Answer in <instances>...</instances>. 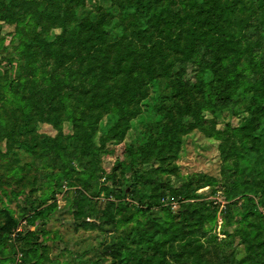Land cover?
<instances>
[{"label":"trees","instance_id":"trees-1","mask_svg":"<svg viewBox=\"0 0 264 264\" xmlns=\"http://www.w3.org/2000/svg\"><path fill=\"white\" fill-rule=\"evenodd\" d=\"M110 1V17L92 20L76 16L85 0H0V23L14 27L9 43L18 64L17 76L0 86V160L30 156L33 166L58 167L54 179L64 175L67 181L72 156L87 164L78 179L88 183L108 153L106 142H123L154 91L149 111L157 118L141 130L142 142L126 148L119 165L137 167L154 156L156 172L178 176L185 136L198 130L219 141L220 156L230 161L224 192L242 199L235 209L246 259L234 264H264V0ZM220 108L240 118L239 125L219 129L204 115ZM108 113L113 121L100 134ZM64 123L71 125L69 135ZM38 124L56 133H40ZM169 191L178 215L168 210L163 221L137 233L132 225L134 237L120 238L122 264H205L198 238L214 216L203 202H184L192 198L181 189ZM0 194L8 200L17 195L2 186L1 176ZM161 197L163 191L133 216L148 213ZM48 210L33 209L26 223L33 225ZM76 214L86 215L82 208ZM18 225L7 210L0 246ZM29 235L15 264H51L44 246L30 243L34 233Z\"/></svg>","mask_w":264,"mask_h":264},{"label":"rangeland","instance_id":"rangeland-1","mask_svg":"<svg viewBox=\"0 0 264 264\" xmlns=\"http://www.w3.org/2000/svg\"><path fill=\"white\" fill-rule=\"evenodd\" d=\"M75 13L78 18L96 20L104 16L107 19L113 13V7L110 0H85L84 5L75 9ZM13 29L12 25L0 23V40L7 38L0 45V86L16 77L18 72L17 57L9 43ZM58 32L59 29H52L49 39ZM205 78L210 80V74H206ZM155 98L156 92L153 91L144 101V111L132 122V128L123 142H106L108 153L98 159L97 175L83 185L78 173L88 166L72 156V169L67 181L64 175L59 180L54 179L58 167L33 166L30 156L1 158L2 186L17 195H11L13 198L8 200L0 194V220L9 210L19 225L0 246V264H15L21 258L19 246L26 244L25 240H28L31 232L34 236L30 238V243L44 246L47 262L51 264H122L118 250L120 238L127 234L134 237V230H130L132 225L136 227L137 233L150 230L155 222L163 221L164 212L168 210L178 215L179 204L170 196L169 189H181L192 198L184 202L205 203L214 216L211 223L206 222L203 236L198 238V251L205 264H234L246 259L244 245L237 237L240 226L235 209L241 206L242 199H228L224 192L227 171L223 172L230 161L220 156L217 148L219 141L206 137L198 130L185 136L176 161L180 172L178 176L167 177L156 172L154 168L158 164L154 156L143 162L139 160L140 165L137 167L124 168L119 165L118 161L123 159L126 148L142 142L144 138L140 134L141 130L157 118L156 114L149 111ZM204 115L213 117L219 129L236 127L240 123V118L233 116L228 108L217 109L214 114L204 112ZM113 118L112 113L103 116L99 123L100 134L107 130ZM37 130L49 135L56 133L46 124H38ZM62 130L65 135H69L71 125L64 123ZM0 148L4 150L1 138ZM17 159L19 161L14 162ZM9 160L13 162L12 165L6 164ZM68 181L74 185L69 186ZM161 191L164 198H160L159 205L152 207L145 215L133 216L138 206L158 199ZM81 195L91 200L89 205H86ZM234 202L236 206L233 207ZM44 207L49 208L46 217L36 219L33 225L26 223L33 209L38 211ZM80 208L86 213L84 217L76 214ZM126 219L131 221L126 223Z\"/></svg>","mask_w":264,"mask_h":264}]
</instances>
